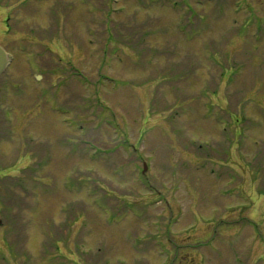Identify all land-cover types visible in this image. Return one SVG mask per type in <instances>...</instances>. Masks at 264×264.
<instances>
[{"label":"rangeland","instance_id":"1","mask_svg":"<svg viewBox=\"0 0 264 264\" xmlns=\"http://www.w3.org/2000/svg\"><path fill=\"white\" fill-rule=\"evenodd\" d=\"M31 1L0 264H264V0Z\"/></svg>","mask_w":264,"mask_h":264},{"label":"flooded vegetation","instance_id":"2","mask_svg":"<svg viewBox=\"0 0 264 264\" xmlns=\"http://www.w3.org/2000/svg\"><path fill=\"white\" fill-rule=\"evenodd\" d=\"M15 9H16V11H15ZM20 9L23 10L24 14L29 13V12H35L34 11L35 7L33 6V3L31 0H16V1L11 2V3L7 2V1L5 2V0L4 1L0 0V13L2 15H4V17L0 18V23H2L4 26L8 27V30H9L8 35H9V33L11 34V30H10L11 26H16V24H17V26L21 25V24L18 25V22L15 23L13 21L14 15H17L18 10H20ZM10 10H11V12H10ZM9 66H10V64H9ZM6 74H7V69L0 75V77H4V75H6ZM14 78H15V76L11 74L7 79H3L2 86L4 85V86H6V88H8L14 84L16 86V82L14 81ZM179 261L177 264H187L180 259H179Z\"/></svg>","mask_w":264,"mask_h":264},{"label":"water","instance_id":"3","mask_svg":"<svg viewBox=\"0 0 264 264\" xmlns=\"http://www.w3.org/2000/svg\"><path fill=\"white\" fill-rule=\"evenodd\" d=\"M9 63V54L6 49L0 45V74L6 69ZM144 168H147L146 163H144Z\"/></svg>","mask_w":264,"mask_h":264}]
</instances>
